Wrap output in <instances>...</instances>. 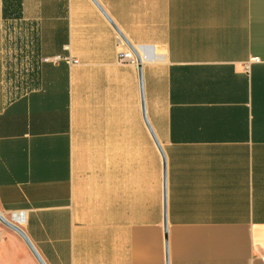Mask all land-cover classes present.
<instances>
[{
	"label": "crops",
	"instance_id": "obj_1",
	"mask_svg": "<svg viewBox=\"0 0 264 264\" xmlns=\"http://www.w3.org/2000/svg\"><path fill=\"white\" fill-rule=\"evenodd\" d=\"M0 213L44 264H264V0H0Z\"/></svg>",
	"mask_w": 264,
	"mask_h": 264
},
{
	"label": "water",
	"instance_id": "obj_2",
	"mask_svg": "<svg viewBox=\"0 0 264 264\" xmlns=\"http://www.w3.org/2000/svg\"><path fill=\"white\" fill-rule=\"evenodd\" d=\"M120 38L126 43V45H128V43L125 41V39L122 37V35L120 34ZM128 47L130 48V50L132 51V53L134 54L138 65H141V59L139 58V56L137 55L135 49L133 47H131L130 45H128ZM139 71H140V81H142L141 78V67H139ZM162 157H163V162H164V168H165V159H164V155L161 152ZM166 186V182H165V176H164V188ZM0 224L3 225L4 227L10 229L11 231H13L14 233H16L19 237H21V239L24 241V243L27 245V247L29 248V250L31 251V253L33 254V256L36 258V260L38 261L39 264H44L43 261L40 259L39 255L37 254V252L35 251L34 247L31 245L30 241L28 240V238L26 237V235L22 232V230L12 224L11 222H9L7 219H5L3 217V215L0 213ZM165 229H166V222H165Z\"/></svg>",
	"mask_w": 264,
	"mask_h": 264
},
{
	"label": "built area",
	"instance_id": "obj_3",
	"mask_svg": "<svg viewBox=\"0 0 264 264\" xmlns=\"http://www.w3.org/2000/svg\"><path fill=\"white\" fill-rule=\"evenodd\" d=\"M120 45H121V47H123V50L119 53V57H118L119 62L120 63H132V64L136 63V58H135L134 54L132 53V51L127 49L126 45L122 41H120ZM146 53H149V52H146ZM62 60H65L67 63H69L71 65H77L78 64L77 61L71 60L70 58L63 59L61 57H56L54 59L55 62L62 61ZM23 217H24V215L22 213L14 214V215H11V217H10V219H8V221L19 227V225L23 221Z\"/></svg>",
	"mask_w": 264,
	"mask_h": 264
}]
</instances>
